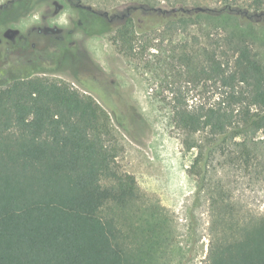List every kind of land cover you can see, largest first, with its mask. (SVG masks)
<instances>
[{
    "label": "trees",
    "instance_id": "obj_1",
    "mask_svg": "<svg viewBox=\"0 0 264 264\" xmlns=\"http://www.w3.org/2000/svg\"><path fill=\"white\" fill-rule=\"evenodd\" d=\"M68 1L78 9L75 29L112 34L116 50L164 86L174 129L194 157L197 193L208 195L205 264H264V214L237 205L224 179L211 178L220 166L264 183V0L253 11L135 0L110 14ZM205 24L209 46L174 44L173 33ZM65 42L55 43L71 55ZM55 56L54 65L31 59L0 86V264H188L166 209L119 169L123 147L107 110L128 132L129 103L112 99L119 88L111 83L75 77L86 93L48 77Z\"/></svg>",
    "mask_w": 264,
    "mask_h": 264
},
{
    "label": "rangeland",
    "instance_id": "obj_2",
    "mask_svg": "<svg viewBox=\"0 0 264 264\" xmlns=\"http://www.w3.org/2000/svg\"><path fill=\"white\" fill-rule=\"evenodd\" d=\"M27 1L0 0V6H4L0 10V86L23 74L31 59L41 57L40 61L54 65L51 59L57 53L58 69L48 77L65 80L81 92L86 91L75 82V77L89 85L95 82L105 87L111 83L112 87L119 88V93L113 92L111 97L116 102L118 96L124 97L131 107L128 132L106 109L115 139L123 147L117 159L119 169L136 177L143 197L166 209L181 251L191 257L188 264H205L211 224L208 195L197 193V181L189 172L194 157L185 152L174 129L168 94L160 79L139 68L138 61L131 62L122 56L111 42L112 34L88 36L75 29L79 13L68 0H36L29 4ZM80 1L110 14L123 12L135 0ZM148 1L165 10L180 7L210 10L229 4L253 11L256 3V0ZM26 9L29 13L19 18ZM207 28L206 24L191 27L186 33H173L171 38L175 45L209 46L211 41L205 32L213 30ZM68 31L71 38L64 42L73 47L71 55L63 54L56 44L62 34L66 35L61 32ZM154 49L151 51L155 52ZM226 172L216 166L211 178L214 182L224 179L237 205L255 214H264V183L241 177L239 172Z\"/></svg>",
    "mask_w": 264,
    "mask_h": 264
},
{
    "label": "flooded vegetation",
    "instance_id": "obj_3",
    "mask_svg": "<svg viewBox=\"0 0 264 264\" xmlns=\"http://www.w3.org/2000/svg\"><path fill=\"white\" fill-rule=\"evenodd\" d=\"M68 33L71 34V32H69V31H68ZM64 40H65V35L62 34V37H61L60 41L64 42Z\"/></svg>",
    "mask_w": 264,
    "mask_h": 264
}]
</instances>
